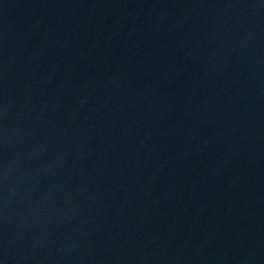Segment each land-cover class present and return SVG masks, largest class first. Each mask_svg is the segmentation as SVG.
<instances>
[{
	"label": "water",
	"instance_id": "1",
	"mask_svg": "<svg viewBox=\"0 0 264 264\" xmlns=\"http://www.w3.org/2000/svg\"><path fill=\"white\" fill-rule=\"evenodd\" d=\"M0 264H264V0H0Z\"/></svg>",
	"mask_w": 264,
	"mask_h": 264
}]
</instances>
